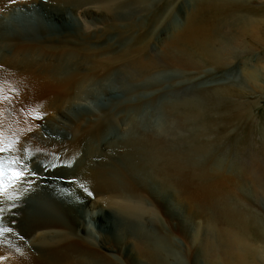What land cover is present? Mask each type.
<instances>
[{
	"label": "bare ground",
	"instance_id": "6f19581e",
	"mask_svg": "<svg viewBox=\"0 0 264 264\" xmlns=\"http://www.w3.org/2000/svg\"><path fill=\"white\" fill-rule=\"evenodd\" d=\"M179 2L0 0V264H264L245 212L204 186L208 113L188 100L146 115L132 103L95 109L102 97H164L173 70L231 66L226 45L261 36L248 13L262 8L246 0H192L174 23ZM201 200L244 233L212 219L202 232Z\"/></svg>",
	"mask_w": 264,
	"mask_h": 264
},
{
	"label": "rangeland",
	"instance_id": "374dc122",
	"mask_svg": "<svg viewBox=\"0 0 264 264\" xmlns=\"http://www.w3.org/2000/svg\"><path fill=\"white\" fill-rule=\"evenodd\" d=\"M184 1L186 3L180 9V4ZM246 1L252 9L262 8V11L257 14L254 11L248 13L249 16H257L262 20L261 36L252 37V40L248 37H239L237 39L239 44L226 45V50L234 57L231 66L217 69L208 61H204L198 66L183 68V73L178 77L175 76L176 72L173 70L170 80L165 83L168 86L159 92V95L166 92L162 95L164 97H102L108 106L100 105L97 98L98 103L95 109L113 110L116 107L120 108V105L123 106L124 103H132L130 107L134 109L135 105L139 104L141 106L137 112L146 115L151 112L158 113L166 102V104L170 102L181 104L188 101L197 103L204 114L208 113L204 118L208 123L206 122L207 125L202 127V130L205 132V140L208 138L210 139L209 143H212L207 153V163L205 164L203 161V164L211 166L213 174L209 177L211 181L208 179L209 181L206 183L203 180L202 183L205 182L204 186L213 184L217 192L227 193L233 197V206L244 211L251 223L244 231L245 233L237 228L234 229L232 225L224 223L226 221L219 213L207 208V203L201 200L202 203L198 208L200 212L196 218L200 229L205 232L212 219L223 232L239 231L246 234L253 243L261 246L264 244V232L260 233L262 229L264 230V180L259 182L258 179L262 178L264 171V160L261 154L264 144V133H261L264 131V0ZM191 8L192 0H181L177 3L172 10L174 23L180 21L178 14L183 18L186 11ZM257 44L258 46H256ZM223 47L225 48V46ZM245 74L255 75L256 81L254 83L245 81ZM216 89H222V94L213 97L212 91L214 92ZM155 98L160 100L149 101ZM216 100L225 105L216 108L213 106V102ZM150 103L153 104L150 106ZM232 104L234 105L232 106ZM228 106H230L232 114L239 113L240 115L236 118L231 117ZM247 109L251 114L248 118H244L243 112ZM193 126L195 129V125ZM259 128H261L260 132ZM111 133L115 134L116 130L112 129ZM201 137L202 135H200ZM241 165H243L244 171L239 167ZM204 195L205 191L202 192L201 198H204ZM189 209L188 207L186 212L185 227L187 228L191 227L194 222L193 214ZM193 229L192 227L186 232L189 243H192ZM180 230L184 231L183 227H180ZM187 249L189 251L190 248ZM194 259L197 264H205L200 257ZM181 264L192 263L188 257Z\"/></svg>",
	"mask_w": 264,
	"mask_h": 264
},
{
	"label": "snow or ice",
	"instance_id": "6c2138e0",
	"mask_svg": "<svg viewBox=\"0 0 264 264\" xmlns=\"http://www.w3.org/2000/svg\"><path fill=\"white\" fill-rule=\"evenodd\" d=\"M0 151H4V148L0 147ZM25 167H26V165H25ZM0 175H2V173H0ZM24 177H25V172L23 169H21L18 172L13 173V178L16 179L18 182L22 181L24 179ZM3 190H4L3 185L0 184V192H3Z\"/></svg>",
	"mask_w": 264,
	"mask_h": 264
}]
</instances>
